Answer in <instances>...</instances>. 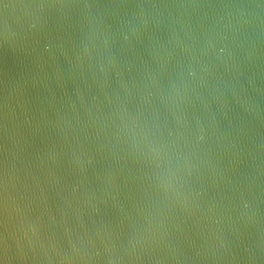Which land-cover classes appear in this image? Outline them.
<instances>
[{"label": "water", "instance_id": "95a60500", "mask_svg": "<svg viewBox=\"0 0 264 264\" xmlns=\"http://www.w3.org/2000/svg\"><path fill=\"white\" fill-rule=\"evenodd\" d=\"M0 264H264V0H0Z\"/></svg>", "mask_w": 264, "mask_h": 264}]
</instances>
